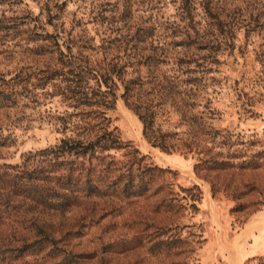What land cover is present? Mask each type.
Listing matches in <instances>:
<instances>
[{"label":"rangeland","instance_id":"rangeland-1","mask_svg":"<svg viewBox=\"0 0 264 264\" xmlns=\"http://www.w3.org/2000/svg\"><path fill=\"white\" fill-rule=\"evenodd\" d=\"M46 1H0V71L34 65L31 48L41 43L31 41L35 33L59 29L61 43L72 33L97 46L128 26L157 27L174 19L177 0H52L53 19L43 8ZM238 39L243 44L242 32ZM243 51L220 56L213 78L205 81L204 97L216 112L206 120L220 133L213 148L221 153L217 163L201 165L197 173L193 156L151 146L117 92L106 114L123 147L105 152L101 172L94 168L93 191L87 194L85 182L76 181L62 207H41L35 224L25 221V252L0 256V264H264V98L253 97V113L241 112L237 99L243 77L251 73L252 46ZM260 85L256 89L264 93ZM254 89L248 84L243 90L251 95ZM199 103L204 110L206 100ZM66 109L60 95L20 105L0 164L20 165L24 155L55 145L63 136L57 116ZM162 118V129L184 131L176 117ZM246 181L253 187L244 186ZM169 196L172 201H162ZM46 228L54 233L47 241ZM257 235L262 247L246 256Z\"/></svg>","mask_w":264,"mask_h":264},{"label":"trees","instance_id":"trees-1","mask_svg":"<svg viewBox=\"0 0 264 264\" xmlns=\"http://www.w3.org/2000/svg\"><path fill=\"white\" fill-rule=\"evenodd\" d=\"M51 2L47 0L43 8L53 19L57 15ZM175 2L174 19L157 27L128 26L102 38L97 46L91 38L72 33L61 43L64 31L59 29L35 33L38 37L31 41L41 43L31 48L36 51L34 65L0 71V154L12 142L11 128L17 122L12 114L20 105L60 95L67 107L57 116L63 136L55 145L24 155L20 165L0 164V256L24 253L25 221L35 224L41 207H62L75 192L76 181L85 182L87 194L93 191L94 168L98 172L104 168L107 150L123 147L106 114L117 92L141 121L147 142L165 153L193 156L197 173L201 165L217 163L221 154L213 151L219 130L206 120L216 112L204 97L205 81L213 78L209 74L217 71L219 57L236 50L244 54L243 48L252 46L251 73L243 77L237 99L241 112L253 113L249 108L253 97L264 98L256 89L264 87V0ZM240 32L244 42L237 45ZM248 84L255 87L251 95L243 90ZM202 99L204 110L199 109ZM171 116L185 126L184 131L162 129L158 118L169 122ZM244 186L253 187L248 181ZM43 232L46 241L54 235L51 228Z\"/></svg>","mask_w":264,"mask_h":264},{"label":"crops","instance_id":"crops-1","mask_svg":"<svg viewBox=\"0 0 264 264\" xmlns=\"http://www.w3.org/2000/svg\"><path fill=\"white\" fill-rule=\"evenodd\" d=\"M256 234V232H254V235ZM262 247V243H261V236L257 235V238L255 240H253L251 242V244H249L248 249H246V251L248 252L246 256H250L252 255L254 252H256L259 248ZM252 250H254L252 252Z\"/></svg>","mask_w":264,"mask_h":264}]
</instances>
